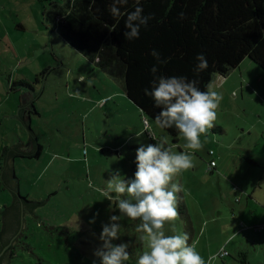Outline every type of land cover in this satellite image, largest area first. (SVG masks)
I'll return each mask as SVG.
<instances>
[{
	"label": "rangeland",
	"instance_id": "374dc122",
	"mask_svg": "<svg viewBox=\"0 0 264 264\" xmlns=\"http://www.w3.org/2000/svg\"><path fill=\"white\" fill-rule=\"evenodd\" d=\"M44 5L41 0H0V240L3 213L13 205L2 180L13 150L18 190L21 197L27 195L21 200H49L35 209L36 220L25 217L10 264H99L93 253L102 244V224L119 215L115 199L109 201L102 191L109 171L133 175L139 143L154 142L146 122L157 137L167 136L177 145L175 151L185 140L179 135L175 143L127 97L121 77L109 76L52 31L43 20ZM80 76L91 79L92 86L86 87ZM216 78L223 82L217 87L223 99L215 126L201 136L204 147L195 152V166L176 178L187 193L179 194L180 206L188 210L180 213L176 226L190 235L206 261L214 255L213 264H264V229L254 230L264 225V216L254 210L264 209V183L256 195L249 188L244 195L233 189L231 175L243 169L235 181L242 190L240 183L249 181L246 174L264 178V69L247 58L226 78ZM40 145L34 157L31 152ZM209 150L215 154L208 155ZM212 158L219 164L213 172ZM89 179L101 191L90 188ZM138 223L121 217V238L113 241L129 243L127 264H135L143 250ZM222 250L229 254L219 256Z\"/></svg>",
	"mask_w": 264,
	"mask_h": 264
},
{
	"label": "trees",
	"instance_id": "16d2710c",
	"mask_svg": "<svg viewBox=\"0 0 264 264\" xmlns=\"http://www.w3.org/2000/svg\"><path fill=\"white\" fill-rule=\"evenodd\" d=\"M41 1L45 3L44 23L96 67L111 77H121L127 97L152 121L159 108L144 89L151 88L153 65L158 68L155 75L196 79L202 90L210 80L227 76L247 58L264 69V0H141L143 14L153 18L141 26L139 38L133 40H127L124 33L126 14L134 11L135 0L117 5L120 17L109 11L112 0ZM152 49L167 62L157 63L150 54ZM200 53L205 54L209 67L197 73L195 58ZM164 130L178 142L175 128ZM39 155L37 152L34 157ZM208 155L213 156L214 151L209 150ZM212 161L216 159L209 161V167ZM216 166L217 161L209 171ZM232 185L235 191L241 190L235 181ZM180 205V213H187ZM185 219L186 223L191 220L190 216Z\"/></svg>",
	"mask_w": 264,
	"mask_h": 264
},
{
	"label": "clouds",
	"instance_id": "9594fccd",
	"mask_svg": "<svg viewBox=\"0 0 264 264\" xmlns=\"http://www.w3.org/2000/svg\"><path fill=\"white\" fill-rule=\"evenodd\" d=\"M135 2L137 6L134 11L126 14L127 31L124 36L127 40L138 39L141 26H147L153 18L152 14H143L141 0ZM127 3L128 0H112L109 9L111 15L120 17L121 11L117 5ZM180 16L182 18L183 13ZM150 54L157 63L167 62L161 60L160 53L155 49ZM195 59L198 61L195 67L197 73L208 69L204 53L198 54ZM150 71L154 79L151 88H145L144 92L152 98L154 106L159 108L154 116L155 125L160 129L175 128L185 143L179 146L182 150L175 151L178 146L170 144L167 136L157 137L146 122L149 138L154 142L139 143L135 150L133 175L126 177L119 169L109 171L110 178L106 180L102 191L109 201L115 199L119 215H111L109 221L102 224L99 235L102 244L94 250L93 255L99 259V264H127L131 258L129 243H113L120 240L121 217H126L139 221L135 231L143 250L136 254L135 264H213L216 256H209L206 261L197 250L196 243L189 242L190 235L176 226L180 217L178 205L182 198L179 194H187L176 178L195 166V152L204 147L201 136L207 135L215 126L216 110L223 95L217 91L215 81L210 80L206 90H202L196 79L157 76L156 65ZM79 80L83 82L86 79L80 76ZM92 83L91 79H87L86 87H91ZM75 95L82 98L79 90H76ZM105 102L100 101V106ZM89 187L101 191L93 185L91 179ZM93 264H96L95 260Z\"/></svg>",
	"mask_w": 264,
	"mask_h": 264
},
{
	"label": "water",
	"instance_id": "95a60500",
	"mask_svg": "<svg viewBox=\"0 0 264 264\" xmlns=\"http://www.w3.org/2000/svg\"><path fill=\"white\" fill-rule=\"evenodd\" d=\"M2 180L11 191L13 205L7 209L2 216L4 229L0 240V264H10L11 250L18 245V239L26 227L25 217L35 218V209L43 206L49 199L42 203H24L18 195L19 180L14 177L13 161L5 168Z\"/></svg>",
	"mask_w": 264,
	"mask_h": 264
},
{
	"label": "crops",
	"instance_id": "0c3cea01",
	"mask_svg": "<svg viewBox=\"0 0 264 264\" xmlns=\"http://www.w3.org/2000/svg\"><path fill=\"white\" fill-rule=\"evenodd\" d=\"M234 70H235V69H234ZM234 70H233V71H234ZM228 75H229V74H228ZM228 75H227V76H228ZM227 76H220V78H221V77L226 78ZM215 80H216V81H215ZM215 80H214L215 82H218V83H217L218 86H219L220 84L223 83L222 81L219 82V81L217 80V78H216ZM224 81H225V80H224ZM131 101H132V100H131ZM22 147H23V145L21 146V148H22ZM36 149H38V150L36 151ZM36 149L33 150V152H31L32 155H35L37 152H40V153H41V145H40V146H37ZM15 152L18 153L16 150H15ZM20 152H21V151H19V153H20ZM33 153H34V154H33ZM214 154H215V152H214ZM22 155H24V154H22ZM32 155H29V156H32ZM14 156H15V153H14L13 150H12V152L9 153L8 156H7L6 167H7V166L13 161L14 177H16L15 170H14V159H15ZM213 159H215V158H213ZM225 160H226V159H224L223 162L220 163V171H222V172L226 169V168H225V164H224ZM218 165H219V164L217 163V166H216V167H218ZM6 167H5V168H6ZM216 167L214 168V170L216 169ZM209 168H210V167H209ZM214 170H213V171H214ZM242 170H243L242 168H239L237 172L235 171L234 173L231 174V175L235 178L234 181H238L237 179H240V173H242ZM213 171H212V172H213ZM249 174H250V173H248V175L246 174V179L249 180V181H248V182H242V183H240V185L243 186V187L245 188V189H244V188L242 187L243 190L241 189V193L244 194V195H246V192H245V191L249 188V189H251V190L254 192L253 194L256 195V194H257V189H256V188L259 187L262 183H264V178H263V177H260L259 179H257V178L252 179V178L249 177ZM16 178H17V177H16ZM245 184H247L248 187H245V186H246ZM247 197H251L250 194H249ZM258 197H259V196H258ZM260 197H261V202L264 203V187H263V194H261ZM260 197H259V198H260ZM246 200H247V204H250V203H251V201L249 200V198H246ZM254 210H258L259 213H260L261 215L264 216V209H262L261 207H258V206H257ZM254 210L252 211L253 213H255Z\"/></svg>",
	"mask_w": 264,
	"mask_h": 264
},
{
	"label": "built area",
	"instance_id": "2783aa9c",
	"mask_svg": "<svg viewBox=\"0 0 264 264\" xmlns=\"http://www.w3.org/2000/svg\"><path fill=\"white\" fill-rule=\"evenodd\" d=\"M216 165V161H212V162H210V168L211 167H213V166H215ZM264 228V225H260V226H257V227H255V229L256 230H262ZM229 253H228V251L227 250H222V251H220L219 252V256H221V257H223V256H226V255H228Z\"/></svg>",
	"mask_w": 264,
	"mask_h": 264
}]
</instances>
